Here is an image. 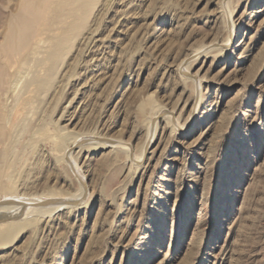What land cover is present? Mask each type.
Instances as JSON below:
<instances>
[{
  "label": "rangeland",
  "instance_id": "rangeland-1",
  "mask_svg": "<svg viewBox=\"0 0 264 264\" xmlns=\"http://www.w3.org/2000/svg\"><path fill=\"white\" fill-rule=\"evenodd\" d=\"M16 1L0 81L46 36ZM53 75L0 90V264H264V0H95Z\"/></svg>",
  "mask_w": 264,
  "mask_h": 264
},
{
  "label": "bare ground",
  "instance_id": "bare-ground-1",
  "mask_svg": "<svg viewBox=\"0 0 264 264\" xmlns=\"http://www.w3.org/2000/svg\"><path fill=\"white\" fill-rule=\"evenodd\" d=\"M10 1L11 0H3V4H8ZM94 2L95 0L16 1L17 6L29 5L32 9L27 12L18 10L11 12L4 19L3 38L10 41V39L18 36L16 40L13 39L14 41L12 40L11 42H15L16 44L21 45L26 43L27 41L29 42V39L23 36V28L28 22L35 20L42 23V26L45 28L44 34L46 36L35 37V39L30 42V47L23 50L20 58V66L12 74H10L9 76L7 75L8 78L6 80L3 81L2 77L0 81V90L2 96L13 94L17 90V87L22 80L24 81H22L20 84V91L23 92V90L27 87L33 86V98L47 92L48 88L50 87L52 78H54L53 73L55 66L58 64L59 59L68 48L70 42L75 38L76 35H78L79 28L83 25L86 18L88 17L90 9ZM39 10H42L43 12L41 16H37L36 12H38ZM65 18H70L72 20V23L65 24L66 22L63 20ZM40 42H45V44H47L43 51L41 50ZM41 52L43 53V56L40 58L37 57V54ZM29 57H33L35 65H40L43 68L44 76L33 74L28 79H23V76L25 74L23 69L25 68L24 66L26 65V60ZM0 69H2L1 66ZM16 94L18 95L19 92H17ZM2 99H0V145L4 147V150L0 152L1 168L5 167L6 157L9 154L10 149L12 148L11 136L14 127H16L15 125L19 120L18 115L20 111L19 107H17V104H13L14 107L8 106L5 103L7 102V100H5L4 102ZM26 103L29 102H23V104ZM9 225L11 226V224ZM10 226L7 230V227L5 228V230L0 229V243L3 242L4 238L12 234L13 229H11Z\"/></svg>",
  "mask_w": 264,
  "mask_h": 264
}]
</instances>
